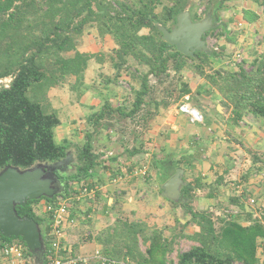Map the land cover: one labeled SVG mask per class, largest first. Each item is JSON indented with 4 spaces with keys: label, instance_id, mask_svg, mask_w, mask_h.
<instances>
[{
    "label": "trees",
    "instance_id": "trees-1",
    "mask_svg": "<svg viewBox=\"0 0 264 264\" xmlns=\"http://www.w3.org/2000/svg\"><path fill=\"white\" fill-rule=\"evenodd\" d=\"M226 1L210 3L202 14L192 15V19L199 21L208 14L219 18V10ZM159 6L161 11L157 10ZM186 10H190V0H0V80L11 79L8 86L0 87V170L10 165L25 169L66 156L69 145L55 140V129L61 120L56 111L43 108V105L50 108L49 102L45 103L48 101L45 90L63 84L70 77L75 78L72 87L83 83L89 60L97 57L77 48L88 27H94L100 39H113L115 48L111 60L119 61L115 66L121 68L132 59L147 67L139 77L141 88L133 108L129 112L114 108L120 114L131 116L140 109L144 97L153 89V79L160 85L176 78L178 100L192 95V88L181 77V72L188 69L193 77L205 80L211 93L217 92L222 97L221 102L231 110L235 124L250 115L264 121V52L253 57L250 70L241 65L239 69L214 67V61L224 57L223 47L221 51L217 48L195 51L190 56L179 52L163 39L159 26L171 29L177 16ZM244 18L252 22L258 16L250 17L246 11ZM214 30L207 32L204 39ZM221 35L230 42L236 40L225 30ZM70 52L74 55L67 56ZM36 89L38 94L34 93ZM29 90L34 99L28 96ZM109 108L106 106L101 113H94L95 130ZM92 137L93 132L87 133L85 143L78 149L75 170L59 175L67 188V193L59 196H69L71 183L86 181L97 166L98 155L93 152ZM248 151L259 164L257 172H264V155ZM194 188L191 183L184 187L188 201L181 203L190 219L185 224L177 221L169 235L157 227L151 228L145 221L119 217L114 224L87 234L84 242L95 241L102 255L129 264H169V255L176 243L189 239L196 244L179 253L178 264H234L237 261L257 264L260 240L264 241V224L252 218L245 204L237 201V195L228 206L240 208L238 216L223 215L225 207L221 209V216L212 210H196L192 204ZM44 199L47 203L53 201ZM39 201L30 200L16 210L19 216H30L42 225L48 247L51 221L48 214L33 208ZM190 224L199 230L186 233ZM13 239L26 245L22 238H7L0 233V249ZM142 241L147 245L145 251L141 249ZM27 253L30 256L28 250Z\"/></svg>",
    "mask_w": 264,
    "mask_h": 264
},
{
    "label": "crops",
    "instance_id": "crops-1",
    "mask_svg": "<svg viewBox=\"0 0 264 264\" xmlns=\"http://www.w3.org/2000/svg\"><path fill=\"white\" fill-rule=\"evenodd\" d=\"M246 11L250 17L257 15L258 18L248 22L244 18ZM190 13L192 17L193 13ZM214 21L230 36L236 35L230 30L232 25L242 27L244 31L241 37L235 38L233 42L227 39L226 45L242 44L249 49L253 45L252 31L257 29L260 34H264V0H227L219 10V18H214ZM95 40L92 34L84 33L78 50L97 54L101 50L95 46ZM100 40L105 50L113 51V39L105 37ZM229 61L222 58L214 62L223 65ZM118 62L117 59L113 62L111 57L104 61L94 57L88 62L81 85L72 87L75 78L70 77L66 80L67 89L62 96L53 95L56 88L47 94L48 101H60H55L58 102L56 109L61 120L55 129V136L64 142L68 137L69 142L65 143L69 145L68 152L72 155V171L77 163L75 149L83 146L87 133L93 132V152L98 155V164L87 181L98 185L101 190L93 204L82 206L85 212H80L77 224L65 231L64 256L95 253L100 245L95 241L84 242V237L114 224L122 212L121 206L131 210L129 214L124 213L129 216L126 217L129 221H145L149 225L164 223L170 230L177 226V221L185 224L190 216L185 214L181 203L188 201L183 191L188 183L195 187L192 204L198 211L212 210L220 216L221 206L230 205L236 195L237 201L243 204L236 188L239 179H243L250 193L264 203V178L261 172H257L259 164L254 162L248 151H258L254 144L259 136L255 133L259 129L248 125L250 116L235 124L231 110L221 102L222 97L217 92L211 93L205 80L193 77L188 69L181 72V77L192 88V95H186L177 102L174 97L173 101L169 96L174 90L167 91L163 87L164 83L158 85L157 80L153 79V89L144 97L140 109L131 116H124L114 108L120 107L129 112L141 86L137 80H132L133 86L127 90L116 79L111 80L110 76L119 74L121 79L131 80L128 71L123 73L119 66H115ZM131 64L135 69L138 68V74L147 70V67L138 65L132 59L124 65ZM170 72L172 76L175 75V71ZM96 75H102L105 82L95 84L93 77ZM135 77L138 78L137 75ZM186 98L193 105L200 106L203 123H192L187 115L179 112L178 106ZM106 106L110 108L95 130L92 117L94 113L105 110ZM179 167L184 169L181 190L186 200L175 202L163 196L162 187ZM246 209L250 211L247 205ZM42 213L46 212L43 210ZM84 213H90L89 218H93L89 220L82 217ZM198 230L196 225L190 224L185 232L193 234ZM78 231L79 234L75 233ZM4 262L0 249V264Z\"/></svg>",
    "mask_w": 264,
    "mask_h": 264
},
{
    "label": "water",
    "instance_id": "water-1",
    "mask_svg": "<svg viewBox=\"0 0 264 264\" xmlns=\"http://www.w3.org/2000/svg\"><path fill=\"white\" fill-rule=\"evenodd\" d=\"M218 22L207 15L199 21H194L190 11L186 10L177 16L175 26L168 29L159 26L163 39L174 45L185 54L193 55L195 51H210L211 48L204 35L217 28ZM72 155L52 163H37L22 169L7 166L0 170V233L7 238H22L34 264H45L47 245L43 235L42 225L30 216H19L17 206H26L30 200L42 198L53 199L67 193L66 185L59 175L66 172ZM184 169H176L175 174L163 184V196L180 202L186 198L182 193Z\"/></svg>",
    "mask_w": 264,
    "mask_h": 264
},
{
    "label": "built area",
    "instance_id": "built-area-1",
    "mask_svg": "<svg viewBox=\"0 0 264 264\" xmlns=\"http://www.w3.org/2000/svg\"><path fill=\"white\" fill-rule=\"evenodd\" d=\"M239 57L240 54L238 53ZM3 82L2 79L0 83ZM8 86V85H5ZM180 113L189 117L192 123H203L204 118L200 109L193 105L188 98L184 99L178 106ZM145 174V170L144 173ZM264 178V172L260 173ZM237 193L242 198L244 204L250 209L253 219H258L264 224V203H261L257 196L250 193V190L243 179H239L236 185ZM101 188L89 183L87 180L71 183V193L69 196H56L52 202L46 203L44 211L50 216L51 226L50 234L52 238L47 247L45 264H129L124 261H118L102 255L98 249L91 256H64L66 250L64 246L65 231L74 227L78 222V216L85 212L82 206L94 203L97 200ZM245 205V206H246ZM81 212V213H80ZM223 215L229 217L238 216L241 213L240 208L228 206L223 209ZM84 218L91 217V214H83ZM27 246L19 239H13L2 247L1 251L5 259L1 264H30L31 257L27 253ZM258 263L264 264V241L260 240L258 248ZM34 264V263H33Z\"/></svg>",
    "mask_w": 264,
    "mask_h": 264
},
{
    "label": "rangeland",
    "instance_id": "rangeland-1",
    "mask_svg": "<svg viewBox=\"0 0 264 264\" xmlns=\"http://www.w3.org/2000/svg\"><path fill=\"white\" fill-rule=\"evenodd\" d=\"M219 0H190V11L193 13V15L195 14L194 12L197 11V13L199 14L200 11H205V7L207 5H209L210 3L214 2V3H217ZM213 3V4H214ZM262 6V5H260ZM199 8H201V10H199ZM162 9V6H159L158 7V11H161ZM195 10V11H194ZM203 12H201L202 14ZM215 22V21H214ZM216 23V22H215ZM218 29L217 30H214L211 34H209L207 37H206V41H207V44L209 45V47L211 49H216L217 51H221L222 47L225 49L223 51V55H224V59L225 60H230L229 63H224L223 65H219V64H215L214 62V67H224V68H228V69H239V66H243L244 68H246L247 70H250L251 69V62L253 60V57L259 55L261 52L260 51H264V34H260V32L256 29V30H253L252 32L254 33L253 34V45L251 44L249 47V49H247V46L245 45H242V44H234V45H226V36L224 35H221V32L223 31L221 29L220 26L217 27ZM230 30L233 31V33H235V37L238 38V37H241V34L243 33V28L240 27V26H235V25H232L230 27ZM229 30V31H230ZM144 31H147V30H144ZM211 31V30H210ZM209 31V32H210ZM85 33H88V34H92L93 37L96 39L95 42L97 44H95V46L100 49L101 51H99L96 56L98 58H101L103 61L106 59V60H109L111 55H112V52L111 50H105V48L103 47V45H101L102 41L100 40L99 36L97 35V30L94 28V27H88L85 31ZM223 42V43H222ZM104 44V43H103ZM94 46V48L97 50V48ZM261 46V47H260ZM261 50H259V49ZM240 54V56L238 57L237 54ZM67 56H73L74 55V52H70L68 54H66ZM108 63H110L109 61H107ZM231 62V64H230ZM137 69V70H136ZM135 69V66L134 65H124L120 68V71H122L123 73H127V71L131 74V80H127L125 78L121 79L119 75H113V76H110L111 77V80H115L119 83V85L124 88V89H130L131 86H133L132 84V80H137L138 84L140 85L141 84V81H140V76L142 75V73L138 74V68ZM137 75V77L134 78V76ZM102 76V75H101ZM101 76H98L96 75L95 77H93V81L94 83L96 84L97 82H101V84L103 82H105V79H103ZM108 77V76H107ZM102 78V79H101ZM176 78H173V79H167L165 81V83L163 84V87H166L167 91H171V90H174L172 93H171V98H173V101L178 100L177 98V91H176V81L174 80ZM3 82L0 83V87L1 86H5V85H8L11 81L10 78H4L2 79ZM66 80L65 82L62 84V85H59V86H56V87H52V88H56L54 90V92H57V93H54L53 92V95L56 97H60L63 95V92L66 91L67 89V85L66 84ZM170 82H173L172 85ZM154 85H156L154 83ZM52 88H49L47 90H45V94H48V92L52 89ZM31 90V89H30ZM30 90L28 91V96H30L32 99L33 96H32V92H30ZM39 90L36 89V91L34 92L35 94H38ZM44 91H41L40 93H43ZM175 97V99H174ZM48 99V98H47ZM180 99V98H179ZM182 99V98H181ZM55 101H58V100H49L45 103H48L49 102V105H50V108H46L44 105H43V108L45 111H58L56 109V105H58V102H55ZM179 101V100H178ZM177 102V101H176ZM194 105L201 110L200 106L199 105H196L194 103ZM202 111V110H201ZM203 113V112H202ZM59 114V112L57 113ZM250 118L249 119V127L250 128H258L259 129V132H255V133H258L259 136H258V139L256 140V143L254 144L255 148L258 149L257 151V155L258 156H261V155H264V121L261 119V118H256L252 115H250ZM56 131V130H55ZM55 140L58 144L60 143H65V142H69L68 140V137L66 139V141L64 142L63 140L61 141L59 138H57L55 136ZM82 144V143H81ZM80 144H77L76 146H78ZM253 146V147H254ZM81 147V146H80ZM78 149L80 148H76L75 149V155L78 154ZM256 151V150H255ZM253 157V156H252ZM259 167V166H257ZM47 203L46 199L42 198L38 203H35L33 205V208L38 212V213H42L43 210H44V206L45 204ZM124 206H121L120 210L122 211L121 214L119 215L120 217L122 218H126L127 216L124 215V213L126 214H129L131 210H128V209H123ZM222 208H224V206L222 205L221 206ZM226 207V206H225ZM126 208V207H125ZM44 214V213H42ZM122 215V216H121ZM221 216V215H220ZM83 217V216H82ZM81 218V217H80ZM93 218V217H92ZM92 218H89V220H91ZM129 218V216L127 217ZM83 219V218H82ZM150 227L151 228H158V229H162V231L164 232L165 235H169L171 233V230L169 228L168 225H165L164 223L163 224H159V223H153V224H150ZM88 231V230H86ZM84 232V231H83ZM77 234L80 233V231L78 232H75ZM52 238L51 234L49 233L48 234V238ZM77 239V238H76ZM82 239V238H81ZM50 240V239H49ZM196 243L192 240H189V239H181L179 240L177 243H176V246L174 248V251L169 255V264H178V256H179V253L183 252V251H186V250H189L192 246H194ZM90 249H92V245H90ZM146 247L147 245L145 244V242H141V249L142 251H145L146 250ZM88 250V251H89ZM94 254V253H93ZM93 254H90L88 256H91ZM234 264H242L240 262H235Z\"/></svg>",
    "mask_w": 264,
    "mask_h": 264
},
{
    "label": "flooded vegetation",
    "instance_id": "flooded-vegetation-1",
    "mask_svg": "<svg viewBox=\"0 0 264 264\" xmlns=\"http://www.w3.org/2000/svg\"><path fill=\"white\" fill-rule=\"evenodd\" d=\"M72 158H70L69 164L66 166V172L63 174H68L69 172L72 171V169H74V165L72 164Z\"/></svg>",
    "mask_w": 264,
    "mask_h": 264
}]
</instances>
